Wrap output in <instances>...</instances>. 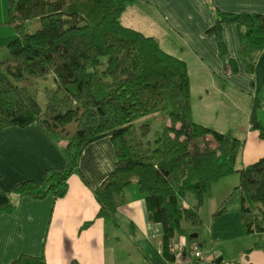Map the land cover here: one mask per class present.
I'll list each match as a JSON object with an SVG mask.
<instances>
[{"label": "trees", "instance_id": "1", "mask_svg": "<svg viewBox=\"0 0 264 264\" xmlns=\"http://www.w3.org/2000/svg\"><path fill=\"white\" fill-rule=\"evenodd\" d=\"M134 1L9 0L8 23L16 34L0 39V50H6L0 55V131L40 123L68 159L64 170L46 171V188L27 181L18 191L64 196L85 147L110 136L117 164L95 190L98 217L117 223L125 189L136 182L152 219L164 225L165 252L173 260L171 238L196 240L183 221L201 224L200 208L212 184L238 173L245 232H264V157L237 168L243 141L193 120L187 63L121 21ZM32 22L38 24L29 31ZM231 22L242 27V54L254 59L264 49V14L219 11L210 32L220 35ZM49 78L42 105L38 80ZM154 116L165 124L150 140ZM250 121L264 138V98L254 100ZM190 193L197 202L185 207ZM11 264L47 263L44 256L23 255Z\"/></svg>", "mask_w": 264, "mask_h": 264}, {"label": "crops", "instance_id": "2", "mask_svg": "<svg viewBox=\"0 0 264 264\" xmlns=\"http://www.w3.org/2000/svg\"><path fill=\"white\" fill-rule=\"evenodd\" d=\"M219 11L264 14V0H135L121 21L155 37L163 50L187 63L192 117L243 141L236 160V167L243 168L264 157V138L250 121L254 100L264 98V49L246 59L237 23H224L220 35L210 32ZM116 164L114 144L106 136L85 147L64 196L58 198L52 191L40 197L21 193L18 185L27 181L46 188V171L64 170L68 159L62 143L40 123L1 130L0 264L23 255L44 256L47 264H181L165 252L164 225L152 219L136 182L125 189L126 203L118 209L117 223L98 217L95 190ZM240 180L233 173L212 184L205 203L212 199L224 210L216 216L218 208L212 203L206 211L200 208L207 228L195 241L203 257L220 247V264H264V232L244 229ZM183 201L190 207L197 199L194 204L193 197Z\"/></svg>", "mask_w": 264, "mask_h": 264}, {"label": "rangeland", "instance_id": "3", "mask_svg": "<svg viewBox=\"0 0 264 264\" xmlns=\"http://www.w3.org/2000/svg\"><path fill=\"white\" fill-rule=\"evenodd\" d=\"M8 10H9V0H0V39L2 37H10V36H14L16 34L13 26L8 23V20H9ZM37 24H38V22H36V23L32 22L29 25V31L35 30V27L37 26ZM2 51L5 52L6 50L2 49ZM50 86H52L51 78H49L46 81L45 80H38V87L41 89V91L39 93V101H40V104H42V105L45 104L46 99H47L45 93L42 90L45 87H50ZM216 92H219V90H216ZM196 119H197V117H196ZM193 120L195 121V117H193ZM218 121H221L220 117H219ZM164 122H165V118H162V117H159V118L152 117L151 118L152 130H151L150 134L148 135V139L154 140L157 137V134L163 129V124H165ZM191 197H193V199H194V201L191 203L194 204L195 200L197 199L196 198L197 196L193 193H190L187 195L186 200L189 201ZM210 200L211 201L209 202V204L205 203L204 205L201 206V210L204 209V211H206L208 209V207H211L212 204L214 205V200H212V199H210ZM210 203H212V204H210ZM191 206H193V205H191ZM214 206L217 207L218 205H214ZM200 217L203 220L201 224L191 226L188 222L183 221V227L185 228V230L187 232L198 233V234L200 233V237H198L197 239L201 240L204 232L206 231L207 226L203 227L204 226V219H203L202 215ZM204 249L206 251L207 247H205ZM219 249H220V247L217 248V250L214 252V254H209L208 252H206L204 257L202 258V261L203 260L206 262L209 261L210 264H216V261L218 259L222 258L221 251H218ZM225 260H229V257L225 258Z\"/></svg>", "mask_w": 264, "mask_h": 264}, {"label": "built area", "instance_id": "4", "mask_svg": "<svg viewBox=\"0 0 264 264\" xmlns=\"http://www.w3.org/2000/svg\"><path fill=\"white\" fill-rule=\"evenodd\" d=\"M168 250L175 259H180L181 264H201L203 258L200 244L189 240L185 235L171 238Z\"/></svg>", "mask_w": 264, "mask_h": 264}, {"label": "water", "instance_id": "5", "mask_svg": "<svg viewBox=\"0 0 264 264\" xmlns=\"http://www.w3.org/2000/svg\"><path fill=\"white\" fill-rule=\"evenodd\" d=\"M191 237H193V238H197V237H198V233H193V234H191ZM222 259H223V258L218 259V260L216 261V263H217V264H220L221 261H222Z\"/></svg>", "mask_w": 264, "mask_h": 264}]
</instances>
